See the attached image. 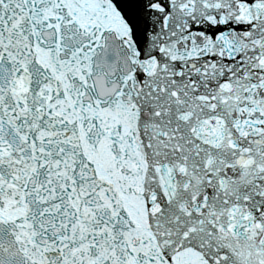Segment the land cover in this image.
I'll use <instances>...</instances> for the list:
<instances>
[{"label": "snow or ice", "instance_id": "obj_1", "mask_svg": "<svg viewBox=\"0 0 264 264\" xmlns=\"http://www.w3.org/2000/svg\"><path fill=\"white\" fill-rule=\"evenodd\" d=\"M0 264H264V0H0Z\"/></svg>", "mask_w": 264, "mask_h": 264}]
</instances>
